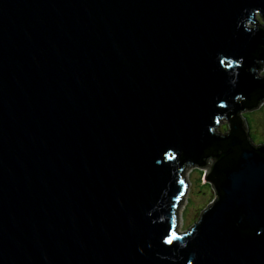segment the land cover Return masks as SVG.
<instances>
[{
	"label": "water",
	"instance_id": "water-1",
	"mask_svg": "<svg viewBox=\"0 0 264 264\" xmlns=\"http://www.w3.org/2000/svg\"><path fill=\"white\" fill-rule=\"evenodd\" d=\"M259 13L0 0V264H264V146L243 120L264 100ZM209 155L216 199L181 229Z\"/></svg>",
	"mask_w": 264,
	"mask_h": 264
},
{
	"label": "rangeland",
	"instance_id": "rangeland-1",
	"mask_svg": "<svg viewBox=\"0 0 264 264\" xmlns=\"http://www.w3.org/2000/svg\"><path fill=\"white\" fill-rule=\"evenodd\" d=\"M249 27L264 30V18L260 13L256 15V23L250 24ZM257 78L264 79V65L263 69L257 73ZM244 116L249 122V132L254 144L263 147L264 101L258 109L247 111ZM228 125H230L229 121L223 120L222 126H219V130H222L223 135L229 131ZM202 162L201 167L189 166L185 171L186 183L189 184V189L180 207L179 221L181 229L193 227L194 218H200L203 210L212 205L216 199L215 190L208 181H205L214 162L212 160ZM202 173L204 174L202 175Z\"/></svg>",
	"mask_w": 264,
	"mask_h": 264
},
{
	"label": "trees",
	"instance_id": "trees-1",
	"mask_svg": "<svg viewBox=\"0 0 264 264\" xmlns=\"http://www.w3.org/2000/svg\"><path fill=\"white\" fill-rule=\"evenodd\" d=\"M264 101V100H263ZM260 105H258V107H259ZM243 120L244 121H246V124H247V127H248V141L249 142H251V144H252V146H255L256 148H258V146L257 145H255L254 144V142H253V140H252V138H251V135H250V132H249V122H248V120H247V118H245V116L243 115ZM226 121H229V120H227L226 119ZM230 127H231V124L230 125H228V129L230 130ZM222 136H223V134H222ZM264 146V145H263ZM210 156V158H208V160L207 161H205V162H208L209 160H212L213 162H214V156H211V155H209ZM214 168V163H213V165L211 166V169H213ZM204 173H202V175H203ZM211 182H212V178L211 177H209V184H211Z\"/></svg>",
	"mask_w": 264,
	"mask_h": 264
},
{
	"label": "clouds",
	"instance_id": "clouds-1",
	"mask_svg": "<svg viewBox=\"0 0 264 264\" xmlns=\"http://www.w3.org/2000/svg\"><path fill=\"white\" fill-rule=\"evenodd\" d=\"M187 185H189L188 183H186ZM188 189H189V186H188ZM187 189V190H188ZM186 194H187V191H186ZM186 194H185V196H186ZM185 196L183 197V199H182V202H183V200L185 199ZM182 204V203H181Z\"/></svg>",
	"mask_w": 264,
	"mask_h": 264
},
{
	"label": "snow or ice",
	"instance_id": "snow-or-ice-1",
	"mask_svg": "<svg viewBox=\"0 0 264 264\" xmlns=\"http://www.w3.org/2000/svg\"><path fill=\"white\" fill-rule=\"evenodd\" d=\"M167 242H168V243H171V242H172V239H169Z\"/></svg>",
	"mask_w": 264,
	"mask_h": 264
},
{
	"label": "bare ground",
	"instance_id": "bare-ground-1",
	"mask_svg": "<svg viewBox=\"0 0 264 264\" xmlns=\"http://www.w3.org/2000/svg\"><path fill=\"white\" fill-rule=\"evenodd\" d=\"M185 202V201H184ZM182 205V204H181Z\"/></svg>",
	"mask_w": 264,
	"mask_h": 264
}]
</instances>
